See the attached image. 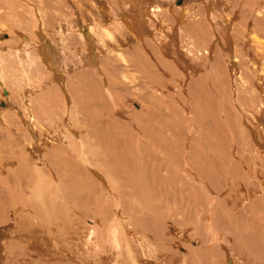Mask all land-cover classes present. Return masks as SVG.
<instances>
[{
  "label": "bare ground",
  "instance_id": "6f19581e",
  "mask_svg": "<svg viewBox=\"0 0 264 264\" xmlns=\"http://www.w3.org/2000/svg\"><path fill=\"white\" fill-rule=\"evenodd\" d=\"M9 1H13L15 4L22 7L23 9H25L24 12L26 10H28L29 13L31 14L32 20L31 19L30 20L32 21V23H27V24H30L29 29H27V30H28V32L30 31L32 33L31 34L33 36L32 42L34 43V46H31L29 49L31 51V53H30L31 62L29 63V61H28V63H29L28 64L26 61H24V57H25V55L23 54L24 45H22V43L20 42L22 34H19V37L15 38V36H17V34L14 35V32L12 30V31H10V38H8L9 39L8 41H7V39L3 40V37H0V54L1 55L3 54V57H2L3 61L1 59V62H5L6 59H4V57H10L11 58V63H8L6 61L9 65H7L6 62H5L6 65H4L3 63L0 62L1 65L3 64L5 66V67L2 66V68L6 69L7 67L11 66L10 69H12V71H13L12 67L15 66L14 68L17 69V68H19L17 66L20 65L21 66L20 71L22 70V72H24L25 74H31V76L34 73H40L41 76H42V74H45V76H47V77H45L42 80L43 82L45 81L44 84H46V81H48V80L50 82L56 81L57 84H55V86H52L49 88L53 89L56 92L58 91L61 95H60V97H54L57 95V93H58L57 92L56 95H54V96L52 95L54 98L51 96L50 97L53 99L60 98L61 99L60 101H64V107H66L65 110L69 114L70 109L74 108L75 100H76L74 98L75 96L69 95V91L71 93H73V89L75 90V86L70 84L71 82L70 83L64 82V80H63L64 78L61 77V68L60 67H61V63H64L67 61L66 59H68V58L78 59L77 57H80L79 59L81 60V63H83V66L79 67V64L76 65V67L74 68L76 70L74 72H78V71L81 72L79 74V75H82L81 78H85L86 76H90L91 84L94 87L99 88V93H100L99 95L101 96L100 99H98L96 101L93 100V102L90 103L91 105L92 104L95 105V107H96L95 110H97L96 116H92L93 115L92 109L89 110V111H92L90 113V114H92L90 116V119L98 118V119L92 120V122H94V123L91 124L92 126L90 128V132L92 133L93 137L95 136L96 139L100 137V136L96 137V135L104 134V136H105V134H106L107 136L105 138L108 139L107 140L108 146L106 145L104 148L101 145V142H99L100 139H98L97 143L99 142V147H97L98 144L96 146V148H98V151L96 150L97 151L95 154L96 156H94V158H93L91 155L87 156V154H88L87 151H89V149H87L85 142L83 140L80 141V139H79L78 142H79L80 147H77L78 148L77 151H78V154H80L79 155L80 161H82V163L85 164V169H84V167H80V165L77 161V159H78L77 155L78 154H75L76 156L75 155L71 156L72 157L71 158V157H69L70 155L67 154L66 149H64V147L59 142H56V141L52 142L51 141V143H50L49 141L45 140L44 137H45L46 132H44L43 129L39 128L40 125H42V120H40V118L38 117V115H40L39 114L40 112H38V111H40L41 109L37 108V104L39 102L37 103L36 97L34 99H31L30 103H29V106L31 107V108H29V110H32V112L34 113L33 118L29 117V115H27V112H26L27 108H25V105L24 106L20 105L19 111L21 113H19L17 111L20 114V115L18 114L19 116L17 115L16 112L10 111L11 110L10 108L13 107L12 105L13 104L17 105L18 103L13 101L14 100V96L12 95L13 90L11 89L12 87L9 86L10 85L9 82H7V81H10V79L6 80V78H8L9 73H8V75H6L7 76L6 77L4 75V73L6 71L5 72L2 71L5 69H0V85L2 86L1 100L0 101H2V99H4L6 102L4 104L1 103L0 106L3 107L6 105L9 107L8 109L5 108V109L1 110L0 114L2 117L0 118V124L1 125L3 124L2 125L3 127L6 126V127L10 128L11 130H15L13 124H17L16 126L18 128L15 130V132L16 133L19 132V133L24 135V136H18V137H20V138L25 137L26 140L28 141L29 145L32 148L31 154L33 157H31V158L34 159V157H35L36 162H37L36 163L35 161H32V163H34V162L36 163V165L33 164V166H36L35 171H34L35 176H33V178L34 177L40 178L42 176V174L44 175L45 171L47 170V169H45V167L48 168V170H50V172L51 171L58 172V170L61 168L60 166H56V164L59 165L58 163H60V162H57L55 164L57 158L54 160L52 155L49 154L50 151H49V149L46 148V146H50L51 149H53L55 151H56V149H54V148H57V150H58V151H56L57 153L59 151L62 152V154H60L61 159H62L61 161L65 160L64 162L66 163L65 165H63L64 167L67 166L69 168H72L71 164H76V165H72V166H73V168H74V166H77L78 169L75 167L76 168L75 170L80 171L81 175L78 172V174L80 175V179L82 177L84 178L83 182L81 180H79L78 182L82 187H84L83 188L84 193H82V195L86 194L85 197H86L87 201L90 200V198H91V195H90L91 191H92V193L96 194L98 192V190L100 189L101 193H100L99 200H98V197H96V195H95V198L93 197L94 200L91 198L93 203H96L97 208L95 207L94 209L97 213H99V216L100 215H106L107 216V214H109V211L111 210V206H112V205L109 206V202L104 201L105 198L103 197V195L106 196V194H107L106 197H111L112 202L114 201L113 205L115 206V208H114V210H111V211H113L112 217H114V218H113V220H110L109 222H107V224H104L105 225L104 227L102 226V223L97 222L96 220H91V221L85 220L86 222L84 221V223H87L90 225H96V226L86 228V229H88V232H86L87 234L85 235V240L83 241L86 243H84L83 247L80 245L83 249H80L79 253H77L78 251H75L76 250L75 248H70L68 250H70L71 252L70 251L66 252L64 250V248H66V246H65L63 248L60 247L61 248L60 250H63V251H60L61 252L60 253L59 249H58L59 253H56V254L61 255L59 257H63V256L65 257L66 253L69 254V252H70V254L72 253L74 255L73 257L78 261V264H91L92 262H94L95 264H153V262H155V258L158 256V253H161L163 251V250L161 251L162 248L158 249L157 247L154 246L156 244L149 245L147 241L149 240V242H150L151 241L150 239H148L147 241L144 239L142 240L141 238H139L137 231L136 232L131 231L130 228L135 229L136 227H139V229H140V227H141V226H134L133 225L134 223H131L133 225V227H131V225H130V227L128 226L129 225L128 221L131 220L132 217L127 221L128 223L126 222L122 225L121 231H119V229H118L119 227H117L115 225V219L117 218V220H119L120 212L122 214H127L129 216H132V215L136 216V218L138 220L142 216L143 218H141V219L144 220V223H145V219L147 220V222L152 219L154 223H156L158 221H162L163 219H165V218H163L164 215L163 216L161 215L162 216V218H161V216H160L161 211L160 210H157V209L154 210V208H155L154 207V208H152L153 209L152 211H149L150 207L148 208L147 204H146L147 207H145V204L143 205V201L146 200L145 199L146 195L150 194V193H148L147 189L149 188V191H151L152 188L155 187V186H153V187L151 186L154 184L152 182H151L152 184L150 185V180H149L151 175L149 174L148 169L151 165V162H147L146 163L147 165L144 167L145 159L143 162H140L141 159L138 157L139 155L138 156H136L135 154L131 155L130 153L132 151H130V150L127 151L129 153V155H128V158H126L127 154H126V152H124V150H125V148H127V146H126L127 143H126V140H122V138L120 136L121 133L118 132L119 131L118 129L120 126H121L120 128H123L125 126L129 127L132 123V125H135L134 127L141 130L140 132L145 137L146 133H144L145 131H142L143 128L145 129V127H143L142 123H141L144 119H148L150 121L148 124L149 126L152 125L151 121H154V122H157V124H160V125H158L159 127L156 125L157 128L162 129L163 122H166L167 120L168 121L174 120V125H176L175 124L176 118H177L176 119L177 122H178V118H179V121H181L180 118L181 119L185 118L184 120L186 121L185 123H187L186 125L183 123L184 120H182V122H179L183 126V128L186 127L185 131H187V133L185 132V135L183 133L184 129L182 127H181V129H178L180 127H178V128L173 127L172 126L173 122L172 123L170 122L171 123L170 126L172 127L170 130H172L173 136H172V132H169V134L171 133V136H170L169 134L168 135L164 134L166 131L162 132L160 130H159V133L156 135V137L153 136L154 134L151 135V137L153 136V139L156 140V141H154L151 138L156 143L155 144L152 142L153 148L148 147L151 150L147 149L145 147L147 143L151 144L150 140L148 142V141H142V139L140 140V137L137 138V141H138V145H137L138 151L137 152H138V154L143 155L145 152V154L150 156L151 153H156L157 151L162 152V150L163 151L168 150V148L170 147L169 144H171V143H170V140L167 139L169 137L165 138L166 136H170L171 137L170 139L174 138V136L176 138L177 133L180 131H182L183 134L181 132L180 133L182 135H184V136H180L181 135L180 134L178 136L179 139L184 137V138H182L183 140L181 143L183 146L180 144L183 147V148H181L182 150H180L179 148L174 149V146L172 147L174 149V151L176 149H178V151L180 150L181 152H179L177 154H173V153L170 154V151H167V152H169L170 157H168L166 159V161L156 159V160H153L154 162H152L153 166H155V168H157V171L151 172L152 173L151 178L153 179V182L158 181V179L159 180L164 179L165 181L169 182V184L168 183L165 184L163 182V180H161L164 185L162 186L163 189L161 187H160V189H158V191L160 190V192H159L160 195L162 194L163 196H165V197L168 196L169 198H171V196L175 197L176 196L175 192L177 193V191L174 190L175 188H173L171 190H168V189H169L170 185H174L173 183H175V185H176V183L180 184L181 181L183 182L184 181L183 174H186L187 175L186 181H188L190 185H193L195 190L198 191V193L202 194L201 191H203L204 194H206V196L203 197L204 199H202V201L207 202V204H206L207 206L205 205L208 208V210H207L208 211L207 223H208L209 231L212 232L213 236H216V238H215L216 241H218L219 237H220V241H224L225 244H228V245H226L227 247L229 246L228 250H230L232 248V250H234L235 252L238 253V256L241 259L240 262H242L243 264H253V262H252L253 260L254 261L257 260L259 262L263 261L262 264H264V258L262 257V256H264V170H263V168H264V43L262 42L263 44L260 43V45L257 43V45L255 46V49L257 48V50L252 48V46H254V45H252V46L250 45L251 41H252V43H254L253 42L254 36L257 34L256 32H258L257 29H259V26L264 28V21H260L259 19H261V18H257L261 15L262 12H264V6L261 8L258 7L260 0H245L246 3L244 4L243 9L240 13L241 14L240 15L241 21L237 24H234L235 19L237 18V16H235L236 18L234 17V15L236 13L235 10L230 12V14H229V15H231L230 20L228 17L226 18L227 23L224 25L223 31L221 30L223 32V39L222 40H220L216 36V32H215V27H216L215 23L217 24L218 22L221 21L220 14L217 11H215L217 9H214L213 12L209 11L210 13H208V15L205 14V10H204L205 6L200 4V2H202L201 0H197L196 2L197 3L199 2V4L195 3V5L190 4V2L186 3V5L187 4L191 5V6L189 5V7H188L189 12H188V10L185 11L187 8L186 9L184 8V10H182L179 13V15L176 16V19H174V14L172 12L173 10L170 9L171 4L170 5L167 4L169 2L173 3V2H175V0H135V1L134 0H124V1H121V0H104L101 3L102 6L105 5V7H107V9H109L108 14L105 13L106 15H104L106 17V19L104 20V17H101L99 20L90 21V16H92L90 14V15H88L89 16L88 22L86 21L87 18L84 14L86 12V8H88L89 5H93L92 0H83V1L82 0H69L68 4L72 8V12L70 9H67V10H69V12L72 13L71 14L72 17H69L68 14L66 13L67 11L65 10L66 12H64V13H62L63 11L61 12L62 13L61 16L58 15V18L53 17L54 19H52L51 21L46 19V16H45V11L47 10V9L45 10L46 7L44 8L40 4H35V2H36L35 0H9ZM23 1L24 2L28 1L29 2L28 6L30 4V7H28L25 3L23 4L22 3ZM191 1H195V0H191ZM204 1H206V3L207 2L211 3V1H213V0H204ZM133 2L137 3V5H133ZM142 2L146 3V6L147 7L149 6V7L146 8L145 6H143L144 4ZM10 3H12V2H10ZM140 3H142L143 5ZM31 4L34 6L37 5V7L35 6V8L33 10L31 8ZM178 5H181V3ZM234 5L239 6L240 2L235 1ZM10 6H11V4H10ZM171 6H173V5H171ZM210 6L212 7L213 5H210ZM214 7H216V6H214ZM257 7H258V9H256ZM64 8H67V6H65ZM61 9H63V8L61 7ZM90 11H92V10H90ZM206 11H208V9ZM221 11H223V10H221ZM53 12H55V11H53ZM87 12H89V11H87ZM176 12L178 14L179 9ZM186 12H188V13H186ZM57 14H59V13H57ZM92 14H94L93 16L96 15L93 12H92ZM121 14H122V19L117 20L116 16L117 17L121 16ZM221 14L223 15V13H221ZM226 16H228V14H226ZM95 17H97V16H95ZM172 18H173V20L177 21L176 23H178V24H182L184 21L186 22V23H184V27L180 28V29L185 32V28H186L185 33H186V35H188L187 37H190L189 42H191V39H192L193 44H192V47L190 46L192 48V49L190 48L191 49L190 53H192L193 59H191V61L190 62L188 61V62L191 63V66L193 67L194 76H190L189 82L187 83V87H186L187 91L183 92V94L179 93V92H175L174 94L170 95L171 109H169V110L170 111L172 110V112L168 111L169 113H167V114L165 113L164 116H166L167 118H169L170 116L171 117L169 119H166V120L162 119L165 121H161L162 122L161 123L160 118H159L161 116L159 109L163 110V107L156 105L157 108H159V109H157V108H155V105H154L155 102H156V104H158L157 97H156V94L154 92L155 86L158 85L157 86L158 91L162 90L163 86H164L161 83V81L163 80V78H162L163 74L160 73V71L168 74L166 76H169L170 73L172 72V70H170V68L171 67L174 68L173 71L176 69V67L170 65L172 62L176 63L179 66V68H181V69H184L185 68L184 65L186 66V63H188V62H186L187 57L185 58L181 53H179V51L176 52L175 46H177V44L180 45V42L177 43L176 41H178V38H180V40H181V36H184V38L186 36L184 33H183L184 35L181 33L180 34L176 33L177 31H175V27H173ZM207 18H208V21L211 22V24H208L209 22L207 23V20H206ZM27 20H29V19H27ZM59 21H60V24H59ZM64 21H66V22H64ZM32 24H33V26H31ZM218 24H217V26H218ZM112 25L114 26V28L112 27V29H110ZM80 26L85 31H88V34L83 33V34H80V37H78V34H76V32L75 33L73 32L74 30L77 29V27H80ZM44 27L47 28L48 31H50L49 35L46 37H44L42 35L43 34L42 31L45 29ZM192 28H193V31H191ZM224 28H225V30H224ZM164 29H166L168 31V33L166 34L167 37H165L164 39H161L163 37V36H161V32ZM111 30H115L114 35L111 33ZM230 30L232 31V33L230 32ZM72 32H73V34H72ZM187 32L189 34H187ZM218 32H220V31H218ZM2 33L3 32H0V34H1L0 36H2ZM163 33H165V32H163ZM217 34H220V33H217ZM59 35L66 37L65 40H63L65 43L64 45H62L61 42L59 43V41H57L58 40L57 36H59ZM47 38L56 39V40L51 39V41L53 42L51 44L52 47L51 46H49V47L45 46ZM149 38H152V39L147 40ZM258 39H259V37H258ZM96 40L98 41V43H96ZM259 41H260V39H259ZM155 43H156V46L158 45V47L160 48L161 53L163 52L162 56L159 53V51L156 48H154ZM48 45H50V44H48ZM239 45L242 47V49H246L245 51L248 52L247 56H245V57L249 56V58H250V55H251L250 50L251 49H252V51L255 50L253 53V57H255L257 59V60L256 59L254 60V61H256V63H253L251 61L252 55H251L250 60L247 59V60L251 61L253 64H255V67L253 66L252 71H251V68L250 69L248 68V66L250 64H248V63L245 64V62L247 60H245L243 63V57L244 56H242V54L240 53L242 51L240 49H238ZM62 46H65L67 48V49L65 48L66 51L64 50V48ZM161 46H162V48H161ZM80 47L83 48V51L81 50ZM86 47H88L89 49H86ZM125 47H128V49L122 50ZM53 48H54V50H53ZM180 48L181 47H179V49ZM249 48H250V50H249ZM87 50H89V54L92 52H95V50H100L101 55L103 54L102 56H104V54H106L107 52L109 54H111V53L113 54L115 52H116V54L119 53L118 56L121 57L123 55L124 57L122 58V60L124 61V63H126V66L122 67L123 70L127 73H130V72L139 73V75H136V76L132 75L131 77L129 76L130 74L127 77H126L127 74L122 76V77H125L128 82L134 83V86L137 88L136 90H139L140 92H142L141 94L138 95V97L140 98V102L144 106L142 104H140V106H139L133 100H131L129 102V107L131 106V103H133V106L136 105V106H134L136 109H138V110L144 109V112H141L142 114H138V115L134 116L133 121L128 120L130 122L126 123L123 120L125 123H121L120 120L117 119V117H116L115 119H112V122L109 123V122L103 121L101 119V115H103L102 117L105 116V118H107V117H109V114L111 112V110H109V108L106 105V103L107 104L109 103L108 100L111 102H114L115 105L121 106V108L126 107V105H124L122 102H120L119 104L117 103L115 95L113 94L114 93L113 89H114V91L116 90L115 86L118 87V91H116V92H119V88H122L121 91L123 92V90H124V92H125V93L123 92L124 94H129L130 90L127 88V86H119L121 83H119L118 85L113 84V79L111 78L112 76L110 75V71L107 70V66H109V65L106 64L107 61H110V63L113 62L112 61V58H113L112 55H110L109 58L106 59V61H104L105 59L102 60L104 62H101L99 65H97V67L95 65L96 68L85 69V66L87 65V63L89 64V62L85 63L87 60L86 56H85L87 53ZM100 51H99V53H100ZM193 51H194V53H193ZM174 52H176V53L174 54ZM171 53H173L174 55H172ZM48 54H51L49 60H48ZM125 54H128L129 56L126 57ZM169 54H171L172 55L171 57L173 58V61L171 63H168L170 61L165 62L163 59H161V57H163V55L167 56ZM94 55H97V53ZM94 55H92V57ZM203 55H205V58L203 57ZM243 55H245V54H243ZM54 57H55V59H54ZM202 57L204 59H206L205 62H207V63H205V67H206L205 70L206 71H205L204 75L202 73H200L199 76L197 77L196 73L200 71V66H201L200 62H198V61L203 60ZM221 57H223L225 59V60H222L223 62H225L224 66H223L224 63L221 64V62H222ZM42 59H44V62L42 61ZM94 60L95 59H93V61ZM50 61L53 63H50ZM203 61H201V63ZM9 62H10V60H9ZM183 62L184 63L186 62V63L183 64ZM251 62H249V63H251ZM14 63L17 65H15ZM252 63H251V67H252ZM13 64H14V66H13ZM56 64H58V65L55 66ZM68 64L69 63H67V65ZM70 64H71V62H70ZM164 64L166 66H164ZM220 64L222 65V67ZM246 65H247V67H246ZM30 66H31V68H30ZM167 66H168V68H167ZM244 68H245V70H244ZM16 69H14V71H16ZM6 70L10 71L9 69H6ZM64 70H65V67H63V69H62L63 73H65ZM176 71H178V70H176ZM244 71L247 74V76L245 75ZM19 72H17V73L19 74ZM253 73L257 74V75L254 74V76H256L255 78H257V80L255 79V82H252L253 79H251V76L253 75ZM10 74H13V73H11V71H10ZM13 75L15 76L16 72ZM14 76H12V77L15 78ZM91 76L93 79L91 78ZM254 76H252V77L254 78ZM205 77H206V80L210 81V85H211L210 88L207 89V90H209V94L210 95L212 94V97H210V101L212 104L210 106H208V104H210V103H208L209 97H206L208 91L206 90L207 86L205 87L206 84H204V83H206ZM81 78H80V80H82ZM17 79H19V81H20L21 77L18 76ZM17 79L11 78L10 82H14ZM129 79H130V81H129ZM191 80H195V81L191 82ZM246 80H248V81H246ZM83 81H84V79H83ZM83 81L78 82V84L83 83ZM162 82H164V80ZM174 82H176V81L174 80ZM87 83H88L87 85H89V82H87ZM177 83H178V81L176 82V84ZM14 84H16V83H14ZM41 85L43 86V83H41ZM47 85L48 84H46V86ZM129 85H130V83H129ZM178 85L181 86V83H179ZM134 86H132V87H134ZM208 86H209V84H208ZM177 88L178 87H176V90H177ZM26 90H27V92L30 93L29 88H27ZM84 90H86V88ZM90 90H92V89H90ZM76 92H77V90H76ZM50 93L53 94L54 92H50ZM59 93H58V95H59ZM96 93H98L97 90H96ZM47 95H50V94H44L43 93V94L39 95V97L41 96V99L47 98L50 100L51 98ZM146 96L149 97L151 100H148L146 98ZM183 96L187 97V98H184ZM27 97H32V95L27 94ZM39 97H38V99H39ZM85 97H83V99H82L80 96V98L83 101H84ZM95 97H97V96H95ZM105 98H106V100H105ZM47 99L45 101H43V103H45V107L43 108L44 111L47 110V109L45 110V108L47 106L46 105ZM102 99L104 101V104L101 101ZM25 100H27V99H25ZM163 100L160 102H161V104H163L162 106H165L164 105L165 100H164V103H163ZM50 101L52 103L53 100H50ZM137 101H139V100H137ZM143 101H146L148 106H149V109H148L146 114H145L146 109H147L146 103ZM21 102H22V100H21ZM84 103L85 102H83V104ZM21 104H23V103H21ZM38 105L40 106V104H38ZM42 105L43 104H41V106ZM85 105H87V104H85ZM172 105H174V106H172ZM49 106H50V103H48L47 108ZM60 107H62V106H60ZM95 107H93V109ZM127 108H128V106H127ZM37 109H39V110H37ZM79 109H82V108L79 107ZM49 110L50 109L48 108V111ZM55 110H57V109H55ZM82 110H84V109H82ZM42 112L43 111H41V114L44 113V112L43 113ZM81 112H83V111H81ZM47 113H49V112H47ZM161 113H162L161 117L164 118L163 112H161ZM178 113H180L181 116H179ZM49 114L52 116V113H49ZM143 114H145V116ZM169 114H170V116H169ZM173 114L174 115L176 114L178 116H174ZM53 115H54V113H53ZM136 116H138V117H136ZM157 116L159 119L158 118L156 119ZM174 117H176V118H174ZM49 118H51V117H49ZM100 121L104 122L105 124H109V125H107L106 127H104L105 126L104 125L102 127V125H100ZM137 121H139L140 124H138ZM168 121H167V123H169ZM71 122L72 121L67 116V118L63 121V123H64L63 125L64 126H73V124ZM101 124H103V123H101ZM165 124L166 123H164V125ZM177 125H179V124L177 123ZM181 125H179V126H181ZM114 126L118 127V129H116L117 132L115 131ZM166 126H167V124H166ZM153 127H155V124H153ZM69 128H71V127H69ZM173 128L175 131H173ZM175 128L178 130H176ZM59 129H62V128L60 127V128H58L57 131H55V132H57V135H58ZM165 130H168V129L166 128ZM46 131H48V133H50L53 130L49 129ZM70 131L73 132V129H71ZM151 134H152V132H151ZM70 135H71V133H70ZM74 135H76V133ZM164 135H166V136H164ZM12 136H15V135H12ZM124 137H125V135H124ZM35 138H36V140H35ZM67 138H69V136ZM224 138L226 139V141H228L227 144H226V141ZM75 139H77V137ZM130 139H131V136H130ZM177 139H172L171 142L173 140H175V141H177L176 144L179 145V141L181 142V139L180 140L178 139L179 141ZM22 140L26 141L24 139H22ZM110 140H111V142H110ZM175 141L172 142L173 145L175 144ZM164 142H165V144H164ZM17 143H19V142L16 141V144ZM110 143H112V144H110ZM135 143H136V141L134 142V145H135ZM103 144H106V143H103ZM152 144L150 146H152ZM176 144H175V146H177ZM165 145H166V147H168V146L169 147L165 149V147H164ZM18 146H20L21 147L20 149L23 150L21 143ZM100 146H102L104 151L101 149ZM130 147H132V146H130ZM162 148H164V149H162ZM235 148H237L236 150H238V152L235 150L233 153V150ZM133 149L134 148L132 147V150ZM21 150H19V151L22 154L18 152L19 154H21L20 158L23 159V161L26 160L25 161L26 163L29 160L28 164L30 165L31 160L29 158H28V160H27V158H25V157L29 156V154H26L29 152H26L24 154V152H22ZM53 150H51V151L54 152ZM147 150H149V151H147ZM39 151L44 152V153L46 152L45 155L42 156V158L39 157L37 154V152H39ZM111 151H113L115 153L117 152L119 155L118 156L117 155L115 156V154L112 155L113 152H111ZM133 151H135V150H133ZM239 151H240V156H239ZM107 152L108 153L111 152L110 153L111 155L110 154L108 155ZM57 153H55V154H57ZM246 153H248V154L251 153L249 155L251 157H250V159H249V157L247 158V162L250 163V165H252V168H253V166L254 167L256 166L254 169L251 168L252 171L248 167L249 164H246L247 163L246 158H245V157H247V156H245V155H247ZM253 153H254V156H253ZM48 154L51 156H47ZM97 154L103 156V160H105L104 163H101L102 161L99 160V158L97 157ZM234 154H236V155H234ZM14 155H17V153ZM21 156H23V157H21ZM44 156L47 158L46 160H45ZM49 157H51V158H49ZM57 157H58V155H57ZM76 157H77V159H76ZM15 158H18V157H15ZM95 158H98V160H94ZM142 159H143V157H142ZM37 160H42L44 165L39 163ZM53 160L55 162H53ZM58 160H60V158H58ZM21 162H22V160L20 161V164H22V165H19L20 169H18V168L16 169V170H18V173L23 171L24 170L23 167H25V166H23L25 164V162L24 163H21ZM139 162H140V164H139ZM89 163H91V164H89ZM84 164H83V166H84ZM102 164H103V166H102ZM29 165L26 164V168H25L26 172L23 171V172L27 173V175H28V172L31 171L29 169V167H31V165L30 166ZM92 165H94L95 167L93 168ZM107 165H110V167H113V168H117L116 173L111 172L112 175H110L111 173H108V175H107L106 170L104 169V166L107 167V169L109 168V166H107ZM174 165H176V166H174ZM175 168H177L178 170L176 172H173L174 170H176ZM97 169L100 171V172L98 171L99 173L106 175V176L104 175L105 178L103 176H101L98 172H96ZM0 170H2V169H0ZM163 170L165 171L164 175L162 174ZM67 171H68V169H67ZM231 171L234 172L235 174H232ZM0 172H2V171H0ZM31 172L33 173V171H31ZM92 172H93V174H92ZM236 172H238V173H236ZM3 173H4V171H3ZM21 174H23V173L21 172ZM52 174H54V173H52ZM215 174L216 175L223 174V176L222 175L221 176H222V178L223 177L224 178L223 179L221 178V180H223V181L225 180V182H223V183L224 184L226 183L227 185L232 183L231 188L236 189L237 186L241 187L242 184L245 185V187L243 189H245V191H246V197L245 198H243L241 195H239V198H238L239 202L237 200H234V201H229L225 205H222L224 211L220 212L219 214H217V213L214 214L211 212L212 207L214 206V203H217V202L213 201V197H211V194L213 196V192H211L210 188H209V185H211V186L214 185L213 180L215 182V179H217V178L214 179ZM242 174H243V177H242ZM24 175H26V174H24ZM24 175H22V176L25 177ZM30 175H33V174H30ZM30 175H28V176L30 177ZM56 175H57V173H56ZM59 175L61 176V174H59ZM249 175H250L251 180L246 178V176H249ZM93 176L96 177L99 184H101L104 188H102V186H97L98 184L95 185L94 188L91 187L90 183H92L91 180H93V178H94ZM51 177H53V176H51ZM217 177L219 178L220 176H217ZM45 179H47V178H45ZM217 180L218 181H216L215 183H217V184H219V182L222 183V181H219L220 178ZM28 181H27V183H28ZM161 181H159V183ZM194 181L199 184V186H200L199 188H201V190L195 186L196 184H194ZM37 182H39L40 190L46 189L48 183H45L44 180L43 181L37 180ZM53 182H55L54 179H53ZM115 182H117V184ZM3 183L4 182H2V185H3ZM221 183H220V185H221ZM110 185L113 186V188L114 187L118 188L119 193H116V191ZM155 185H156V182H155ZM183 185L184 184H182V186ZM26 186H27V184H26ZM29 187H31V186H29ZM48 187L52 188V189L55 188L57 190L60 189L59 185L56 186L55 184H51ZM242 187L239 189H242ZM194 188L193 189L191 187L189 188V189H191L190 190L192 192L191 195H193V196L197 193V192L195 193ZM26 189L27 188H25V190ZM89 189H91L90 192H89ZM131 189H132V191H131ZM189 189H188V191H189ZM25 190H24V192L22 190V192L24 194H27V193H25ZM42 191H40V193H39L41 196L40 198L47 201V199L45 198V196H48L47 194L45 195V192L47 190L44 191L43 193H42ZM232 191H234V190H232ZM4 192H6V191H4ZM57 192L58 191H55L54 193H57ZM33 193H34V191H33ZM154 194H152V195L150 194V195L153 197ZM14 195H16V194L14 193ZM148 195H147L148 200H149V198L150 199L154 198L153 201H155V197L152 198L151 196L149 197ZM155 195L157 198V194H155ZM182 195H184V194H182ZM191 195L188 194V197H191ZM59 196H61V195L55 194L53 196L54 202L52 201L51 205L48 204V201H47V203L44 202V209H45V211H49V210H47L48 206H49V207H51V209H54L55 211H57L56 215H55L56 217H59V216L62 217L63 216L65 219V216H66L65 210L60 209V208H62L61 206H58V204H60V202L58 203L56 201ZM125 196H126L127 200H125ZM0 197L3 199L5 197V195L2 194V196L0 195ZM7 199H8V201H7ZM7 199H4V201H6V202H3V200H0V202H1L0 203V223L2 221L4 222V219H6V217H7L8 213L6 214V212H7L6 209L10 208V209H13V213L16 214V217H17L16 219L19 221V223H21V221H22L21 225L27 226V228H22L21 230H17V233L19 232V234L25 235V237H27V233H29L30 236H32L31 234H34V233L42 234L41 231L36 230L33 227V225H31V223H29V221H26L27 219L25 217L21 218V216L18 215L21 219L25 220V221H23L17 216V213L19 210L17 209L18 207H16L17 206L16 205L17 200H15L16 198L10 199L8 196ZM49 199H50L49 202L51 203V198H49ZM218 199H221V198L218 197ZM222 199L225 200V197ZM148 200H146V201H148ZM157 200H159V198ZM167 200H169V199H167ZM60 201H62L64 203V199H62ZM131 201L133 204H131ZM226 201H227V198H226ZM226 201H225V203H226ZM18 202H19V197H18ZM32 202H34V200ZM32 202H30L29 200L28 201L26 200L25 204L27 205L28 208H29V205H31V207H32V205L36 207L37 212H38L37 216L40 215L39 218L41 219V221H45L46 219L50 220V218L48 216L49 213L47 214L43 210L44 211L43 215L39 214L42 212L41 207L39 208V206L36 204L37 202L36 203H32ZM97 203H102V204H97ZM145 203H147V202H145ZM161 203H163V202H161ZM193 203H195V202H193ZM243 203L246 204L245 208H243V206H244ZM158 204H160V203H158ZM155 205H156V203H155ZM165 206L167 207L168 205L166 204ZM205 206H199V207L203 208ZM159 207H160V205H159ZM199 209H198V211H199ZM107 210H108V212H107ZM230 210H233V212H230L231 214H229ZM162 213H164L163 210H162ZM62 214H64V215H62ZM121 216H125V215H121ZM101 217H103V216H101ZM9 221H10V219H9ZM58 221H59V219H58ZM153 222L151 221V223H152L151 225L145 223V227H148L149 225H150L149 228L153 227V228H151V230L147 229V228H146V230L152 234L157 233V237H160L161 235L158 234V228L157 227H156L157 232L155 231L156 233H153L154 232L153 230L155 228L154 227L155 225L153 224ZM162 222H165V221L163 220ZM144 223L142 222V224H144ZM219 223H222L226 227L225 229H228L229 232L233 233L230 238H228L227 235H226L227 237L224 235H223V237L220 236L221 229L218 228V226L220 225ZM146 224H147V226H146ZM217 224H218V226H217ZM58 228L59 227H57L56 229H58ZM143 228L141 227L142 230H143ZM156 228H155V230H156ZM159 228H160V226H159ZM232 228H236V229L233 230ZM23 229H26V230L29 229V230L25 231ZM193 229L196 231L198 228L194 226ZM191 230H192V228L190 227V231L188 230L187 233L192 232ZM198 230H200V229H198ZM231 230H233L235 232H233ZM247 230H249V231H247ZM25 232H27V233H25ZM142 232L145 233L144 231H142ZM103 233L105 235H107V237L105 236L106 240L102 241V243H101L100 240H102L104 238L101 239L98 237V235L103 236ZM143 233H142L141 237L146 239L147 235H145V237H144ZM206 233H204V236ZM62 234H63V232H62ZM125 234L127 237L129 236L128 238L132 239L131 241L133 243L131 242V245L129 243L130 240H128L127 238L125 239L126 236H123ZM197 234H200V233L197 232ZM12 235H14V234H12ZM119 235H122L121 238H119L120 237ZM162 235H163V233H162ZM164 236H165V238H167L165 234H164ZM122 237H124V238H122ZM206 237L207 236H205V238ZM205 238H203L204 242H205V240H204ZM20 239H22V238L20 237ZM33 239H35V238H33ZM120 239H122L123 241L124 240L127 241V244L124 247H122V246L126 242H123V243L120 242L121 243L120 244L119 243ZM207 239H208V241L206 244H208V249L206 251L205 250L200 251L201 249H199V250L194 249L193 250L189 247H187V248L182 247V249L184 250V253L178 252L176 250V252H177L176 254L178 257L177 260L179 259L180 263H177V260L174 263L190 264V261L193 259L192 257L198 258L199 256L206 255V253H208L212 249L214 250V248H216L217 246L214 247L215 245H213V247H211L212 242L210 243V241H213V240H210L211 238H207ZM71 243H73V242H71ZM12 244H14V243H12ZM41 244H42V242H41ZM151 244H153V243H151ZM206 244H205V246H207ZM102 245H103V247H105L107 249V251H106V249L104 250L103 248H101ZM222 245L223 244H221V246ZM51 246H53V245H51ZM119 246H121V247H119ZM230 246H231V248H230ZM15 247H16V245H15ZM134 247H136V248H134ZM11 249H12V251H14L13 250L14 246L12 248V245H11ZM34 249H36V248L34 247ZM55 249L56 248H53V250H55ZM77 249H79V248H77ZM222 249L225 251L226 250L225 246H223ZM37 250L38 249H36V251ZM1 252H2V250H0V264L2 263L1 260L4 259V257L1 256ZM38 252H39V250H38ZM42 252L44 253V251H42ZM50 252H52L51 249H50ZM121 252L124 253L125 256L123 258H118L120 255L117 257V254L121 253ZM213 252L214 251H212L210 254H212ZM52 253H54V252H52ZM63 253H64V255H63ZM176 254H175V256H176ZM261 254H263V255L261 256ZM227 255L228 254L225 253L226 259L228 258ZM161 256H163V255H161ZM164 256H166V255H164ZM171 256L168 255L167 257L172 258ZM250 256L253 259H250L251 258ZM10 258H9V260H10ZM190 258H192V259L190 260ZM173 259H174V256H173ZM173 259L172 260L169 259V260L173 261ZM212 259L215 260L216 259L215 256L212 257ZM167 261H168V259H167ZM221 261L222 262H220V263L222 264L224 261L223 260H221ZM250 261H251V263H249ZM211 262L213 263L214 261H210V263ZM2 264H4V262ZM66 264H71V263L67 262ZM157 264H161V263H157ZM164 264H166V262H164ZM169 264H171V263H169ZM199 264H201V263H199ZM214 264H218V262L214 263ZM256 264H260V263H256Z\"/></svg>",
  "mask_w": 264,
  "mask_h": 264
},
{
  "label": "rangeland",
  "instance_id": "374dc122",
  "mask_svg": "<svg viewBox=\"0 0 264 264\" xmlns=\"http://www.w3.org/2000/svg\"><path fill=\"white\" fill-rule=\"evenodd\" d=\"M2 1V2H1ZM36 2H35V4H40V5H42L44 8H45V16H46V19L47 20H49V21H51L52 19H54L53 17H55V18H58V15H62V13H64V12H66L67 14H68V16L69 17H72V8L69 6V4H68V1L69 0H35ZM83 1V0H82ZM101 1V2H100ZM104 0H92V4L94 5H89V7L88 8H86V12H85V16H86V21L88 22V18H89V16L88 15H92V16H90V21H92V20H99L101 17H104V20L106 19V17L104 16V15H106V14H108V12H109V9H107V7H105V5L104 6H102V2H103ZM121 1H124V0H121ZM135 1V0H134ZM177 1H181V5H178L177 4ZM197 0H195V1H187V0H175V2H173V3H167V4H171V5H173V6H171L170 5V9L171 10H173L172 12H173V14H174V19H176V16H178L179 15V13L182 11V10H184V8L186 9L185 11H187L188 10V12H189V5L190 4H194L195 5V3H197L196 2ZM202 2H200V4L201 5H203V6H205V14H207L208 15V13H210V12H213L214 11V9H217V10H215V11H217L219 14H220V17H221V21L220 22H218L217 24H218V26H217V24L215 23V25H216V27H215V32H216V36L220 39V40H222L223 39V27H224V25L227 23L226 21V18L228 17L229 18V20H230V17H231V15H229L230 14V12H232L233 10H235V15H234V17L235 16H237V18L235 19V22H234V24H237V23H239L241 20H240V13H241V11H242V9H243V6H244V4L246 3V1L245 0H213V1H211V3L210 2H207L206 3V1H204V0H201ZM227 1V2H226ZM235 1H239L240 2V5L239 6H236V5H234V2ZM10 2H12V3H10ZM61 2V3H60ZM188 2H190V4H187L186 5V3H188ZM192 2V3H191ZM23 4L25 3L27 6H28V1H23L22 2ZM63 3V4H62ZM91 3V2H90ZM144 5H143V4ZM142 3H140V4H142L143 6H145L146 8H148L147 6H146V3H144V2H142ZM213 5L212 7L209 5ZM228 3V4H227ZM10 4H11V6H10ZM180 4V3H179ZM197 4H199V2L197 3ZM196 4V5H197ZM208 4V5H207ZM233 4V5H232ZM6 5V6H5ZM64 5V6H63ZM133 5H137V3H135V2H133ZM36 7H37V5H35ZM35 6L34 5H32L31 4V8L34 10V8H35ZM49 6V7H48ZM65 6H67V8H64ZM142 6V7H143ZM191 6V5H190ZM214 6H216V7H214ZM264 6V0H260V3H259V5H258V7L259 8H261V7H263ZM28 7H30V4H29V6ZM61 7L63 8V9H61ZM91 7V8H90ZM94 9H93V8ZM258 7L256 8V9H258ZM105 8V9H104ZM182 8V9H181ZM233 8V9H232ZM238 8V9H237ZM67 9H70L71 10V12H69V10H67ZM98 9V10H97ZM107 9V10H106ZM178 9H179V12H178V14H177V12L176 11H178ZM208 9V11H206ZM211 9V10H210ZM223 10V11H221V10ZM24 10L25 9H23L22 7H20V6H18L17 4H15L13 1H7V0H0V32H3L2 33V36H0V37H3V40H5V39H7V41L9 40L8 38H10V31H12L13 30V32H14V35H16L17 34V36H15V38L16 37H19V34H22V37H21V39H20V42L22 43V45H24V48H23V50H24V52H23V54L25 55V57H24V61H26L27 63H28V61H29V63L31 62V60H30V53H31V51L29 50L30 49V47L31 46H34V43L32 42L33 40V36L31 35L32 33L29 31L28 32V30L27 29H29V25L30 24H27V23H32V17H31V14L29 13V11L28 10H26L25 12H24ZM66 10V11H65ZM90 10H92V11H90ZM94 10V11H93ZM53 11H55V12H53ZM60 11V12H59ZM63 11V12H62ZM87 11H89V12H87ZM210 11V12H209ZM221 11V12H220ZM62 12V13H61ZM92 12L93 13H95L96 15L95 16H97V17H95V16H93L94 14H92ZM188 12H186V13H188ZM57 13H59V14H57ZM106 13V14H105ZM221 13H223V15L221 14ZM53 14V15H52ZM212 14V13H211ZM226 14H228V16H226ZM55 15V16H54ZM120 15V14H119ZM59 16V17H60ZM169 16V15H168ZM93 17V18H92ZM164 17V16H163ZM92 18V19H91ZM116 18H117V20H121L122 19V14H121V16H116ZM186 18V17H185ZM224 18V19H223ZM257 18H261V19H259L260 21H264V12H262L261 13V15L259 16V17H257ZM27 19H29V20H27ZM31 19V20H30ZM66 20V19H65ZM207 20V23L208 24H211V22L210 21H208V18L206 19ZM29 21V22H28ZM172 21H173V27H175V31H177L176 33H181V34H185V38H184V36H181V40H180V38H178V41H176L177 43L178 42H180V45L179 44H177V46H175L176 47V52H178L179 51V53H181L185 58L187 57V60H186V62H190L191 61V59H193L192 58V53H190V50L192 49L191 47H192V39H191V42H189L190 41V37H187L188 35H186V28H185V32L183 31V30H181L180 28H183L184 27V23H186L185 21L182 23V24H178V23H176L177 21H175V20H173V18H172ZM64 22H66V21H64ZM175 22V23H174ZM25 23V24H24ZM59 24H60V21H59ZM104 24V23H103ZM114 24V23H113ZM31 26H33V24L31 25ZM105 26V25H104ZM103 26V27H104ZM180 26V27H179ZM112 27L114 28V26L112 25L111 26V28L110 29H112ZM45 28V27H44ZM227 28V27H226ZM6 29V30H5ZM76 29V28H75ZM177 29V30H176ZM264 28H262L261 26H259V29H257V31L258 32H256L257 34L254 36V40H253V42L254 43H252V41L250 42V45L252 46V45H254V46H252V48L253 49H255V46L257 45V43L260 45V43L261 44H263L264 43V30H263ZM189 30V29H188ZM222 30V31H221ZM224 30H225V28H224ZM263 30V31H262ZM191 31H193V28H192V30ZM218 31H220V32H218ZM43 36L44 37H46V36H48L49 35V32L50 31H48L47 30V28H45L43 31ZM74 33L76 32V34H78V37H80V34H83V33H85V34H88V31H85L84 29H82V27L80 26V27H77V29L76 30H74L73 31ZM73 32H72V34H73ZM115 30H111V33L114 35L115 33ZM163 32H165V33H163ZM230 32L232 33V31L230 30ZM262 32V33H261ZM168 33V31L166 30V29H164L162 32H161V36H163L161 39H164L165 37H167L166 36V34ZM217 33H220V34H217ZM183 34V35H184ZM187 34H189L188 32H187ZM1 35V34H0ZM64 39H63V38ZM258 37H259V39H260V41H259V39H258ZM65 36H62V35H59V36H57V41H59V43L61 42V44L62 45H64L65 43H64V41L63 40H65ZM256 38V39H255ZM37 39V38H36ZM51 39L52 38H47L46 39V45L45 46H47V47H49V46H51V44L53 43L52 41H51ZM150 39H152V38H149V39H147V40H150ZM184 39V40H183ZM187 39V40H186ZM52 40H56V39H52ZM152 41V40H151ZM209 41V40H208ZM256 42V43H255ZM263 42V43H262ZM80 43V42H79ZM96 43H98V41L96 40ZM154 43V42H153ZM187 43V44H186ZM48 44H50V45H48ZM175 45V44H174ZM184 47H183V46ZM81 46V45H80ZM191 46V47H190ZM52 47V46H51ZM63 48H64V50L66 51V47L65 46H62ZM158 45L156 46V43H155V47L154 48H156L158 51H159V53L161 54V56H162V54H163V52L161 53V50H160V48L158 47ZM179 47H181L180 49H179ZM66 48V49H65ZM81 48V50L83 51V48L82 47H80ZM161 48H162V46H161ZM191 48V49H190ZM49 49V48H48ZM86 49H89L88 47H86ZM125 49H128V47H125L124 49H122V50H125ZM238 49H240L242 52H240L241 54H242V56H244L243 57V63H244V61L245 60H247V59H249L250 60V58H251V55H252V58H251V61L253 62V63H256V61H254L256 58L255 57H253V53H254V51L255 50H257V48L255 49V50H253L252 51V49L250 50V48H249V50H250V53H251V55H250V58H249V56L248 57H245V56H247V54H248V52H246L245 50L246 49H242V47L239 45V47H238ZM53 50H54V48H53ZM181 50V51H180ZM183 50V51H182ZM34 51V50H33ZM99 51L100 50H95V52H92V53H90L89 54V50H87V53H86V62L85 63H87V62H89V64L87 63V65L85 66V69H91V68H96L97 67V65H99L101 62H104V61H106V59H108L109 58V56L110 55H112L113 56V58H112V61L113 62H111L110 63V61H107L106 62V64H108L109 66H107V70H109L110 71V75L112 76L111 78L113 79V84H115V85H118L119 83H121L119 86H127V88L130 90V93L129 94H124L125 92H124V90H123V92L121 91V89L122 88H119V92H116V91H118V87L117 86H115L116 88V90L114 91V89H113V94L115 95V98H116V101H117V103L119 104L120 102H122L124 105H126V107H124V108H121V106H118V105H115L114 104V102H111V101H109L108 100V104L106 103V105H107V107L109 108V110H111V112H110V114H109V117H107V118H105V116L104 117H102L103 115H101V119L103 120V121H107V122H112V119H115L116 117H117V119H119L120 120V122L121 123H129L131 120L133 121V119H134V116L135 115H138V114H142L141 112H144V109H140V110H138V109H136L134 106H133V103H131V108L129 107V102L131 101V100H133L135 103H137L139 106H140V104H142L141 102H140V98L138 97V95L139 94H141L142 92H140L139 90H136L137 88L134 86V83H132V82H128L127 81V79L125 78V77H122L123 75H126V77L129 75L130 77L132 76V75H139V73H135V72H130V73H127V72H125L124 70H123V68L122 67H124V66H126V63H124V61L122 60V58L124 57L123 55L120 57V56H118L119 55V53H117L116 54V52L115 53H111V54H109L108 52L106 53V54H104V56H102L101 55V51H100V53H99ZM150 51V50H149ZM151 52V51H150ZM157 52V51H156ZM176 52H174V54L176 53ZM53 53V52H52ZM65 53V52H64ZM85 53V52H84ZM97 53V55H94V54H96ZM121 53V52H120ZM158 53V52H157ZM193 53H194V51H193ZM88 54V55H87ZM172 55H174L173 53H171ZM171 54H169V55H167V56H164L163 55V57H161V59H163L165 62H167V61H170V62H168V63H171L172 61H173V58L171 57L172 55ZM243 54H245V55H243ZM29 55V56H28ZM92 55H94L93 57H92ZM101 55V56H100ZM50 56H51V54H48V60H49V58H50ZM125 56L126 57H128L129 55L128 54H125ZM2 57H3V54L1 55L0 54V62H1V59H2ZM43 57V56H42ZM172 59H171V58ZM203 57L205 58V55H203ZM202 57V58H203ZM78 59H76V58H68V59H66L67 61L66 62H64V63H61V77H63L64 79V82L65 83H70V84H72L73 86H75V90L73 89V93H71L70 91H69V95H73V96H75L74 98L76 99L75 100V106H74V108H72V109H70V112H69V114L66 112V107H64V101H60L61 99L60 98H56V99H53L54 97H60V93H59V95H58V93L56 92V91H54L53 89H50L49 87H52V86H55V84H57L56 83V81H46V84H48L47 86H46V84H44L45 83V81L43 82L42 80L45 78V77H47V76H45V74H42V76H41V74L40 73H34L32 76H31V74H25L24 72H22V70L20 71V65H18L17 67H19V68H14L15 66H14V64H13V66L14 67H12L13 68V71H12V69H10L11 68V66L10 67H7L6 69H9L10 71H11V73H15L16 72V75L14 76L13 74H10V71H8V70H6L5 68H2V66H4V65H9L8 63H11V58L10 57H4V59H6L5 60V62H6V64H5V62H1V63H3L2 65L0 64V69H5V70H2V71H6L5 73H4V75L6 76V75H8V73H9V75H8V78H6V80L8 79H10V81H11V78L12 79H17V77L18 76H20L21 77V80L19 81V79H17V80H15L14 82H10V81H7V82H9V86H11L10 88L13 90L12 91V95L14 96V102H16V103H18L17 105L16 104H13L12 106V108H10L11 110V112H16L17 113V115L19 114V113H21L20 111H19V107H20V105H25V108H27L26 110V112H27V115H29V117H34V113L32 112V110H29V108H31L30 106H29V103H30V100L31 99H34L35 97L37 98V103L38 104H40V106L37 104V108H39V109H41L40 111H38V112H40L39 114L40 115H38V117L40 118V120H42V125H40V129H43L44 130V132H46L45 133V140H47V141H49L50 143H51V141L53 142V141H56V142H59L63 147H64V149H66V151H67V154H69L70 156L69 157H71V156H73V155H75V154H78V148L77 147H80L79 146V142H78V140L80 139V141L81 140H83L84 142H85V144H86V147H87V149H89V151H87L88 152V154H87V156L89 155H91L93 158H94V156H96L95 154H96V152L98 151V148H96V146H97V144H98V146L97 147H99V142H101V145L105 148V146L107 145V143H108V139L107 138H105L107 135L105 134V136H104V134H100V135H96V137L97 136H100L99 138H95V136L93 137V135H92V133L90 132V128H91V124H93L94 122H92V120L93 119H98V118H93V119H90V116L92 115V116H96V114H97V110H95L96 109V107H95V105H91L90 103L91 102H93V100L94 101H96V100H98V99H100V93H99V88L98 87H94L92 84H91V81H90V76H86L85 78H81L82 77V75H79L81 72H74L76 69H74L75 67H76V65H78L79 64V67H81V66H83V63H81V60L79 59L80 57H77ZM203 58V60H200V61H198V62H200V71L199 72H197L196 74H197V77L199 76V74L200 73H202L203 75H204V73H205V63H207V62H205V60L206 59H204ZM54 59H55V57H54ZM92 59V60H91ZM93 59H95L94 61H93ZM105 59V60H104ZM189 59V60H188ZM9 60H10V62H9ZM72 60V61H71ZM77 60V61H76ZM102 60H104V61H102ZM222 60H225L223 57H221V61ZM249 60H247L246 62H245V64L246 63H248V64H250L249 66H248V68L250 69L251 68V71L253 70V66L255 67V64H253L251 61H249ZM257 60V59H256ZM2 61H3V59H2ZM42 61L44 62V59H42ZM80 61V62H79ZM201 61H203L202 63H201ZM251 62L252 63V67H251V63H249V62ZM14 62V61H13ZM41 62V61H40ZM42 62V63H43ZM55 62V61H54ZM70 62H71V64H70ZM76 62V63H75ZM164 62V63H165ZM185 62V63H186ZM186 63V66L184 65V69H181V68H179V66L176 64V63H174V62H172L170 65L171 66H174V67H176V69L173 71V69L174 68H170V70H172V72L174 73H170V75L169 76H166V75H168V74H166V73H164V72H161L160 71V73H162L163 74V76H162V78H163V80H164V82H162L161 81V83L165 86H163V89L162 90H157V86L158 85H156L155 86V90H154V92H155V94H156V97H157V101H158V104H156V102H155V108H157V106H161V107H163V110L161 111L159 108H157V109H159V111H160V114H161V116H162V113L161 112H163V117L164 118H162L161 116L159 117L160 118V122L161 121H165L166 119H169L171 116H170V114H169V118H167L166 116H164L165 115V113L167 114V113H169L168 111H170L169 109H171V99H170V95H172V94H174L175 92H179V93H182L183 94V92H185V91H187L186 89V87H187V83L189 82V79H190V76H194V74H193V67L191 66V63ZM220 62V61H219ZM28 63V64H29ZM50 63H53V62H51L50 61ZM67 63H69L68 65H67ZM123 63V64H122ZM174 63V64H173ZM184 62H183V64H185ZM204 63V64H203ZM210 63V62H209ZM224 63V64H223ZM163 64V63H162ZM212 64V63H211ZM210 64V65H211ZM221 64H223V66L225 65V62H221ZM220 64V65H221ZM15 65H17V64H15ZM58 64H56L55 66H57ZM72 65V66H71ZM95 65H96V67H95ZM168 65V64H167ZM169 65V66H170ZM244 65V64H243ZM65 67V73H63V71H62V69H63V67ZM68 66V67H67ZM164 66H166L165 64H164ZM214 66V65H213ZM5 67V66H4ZM202 67V68H201ZM221 67H222V65H221ZM246 67H247V65H246ZM30 68H31V66H30ZM166 68V67H165ZM167 68H168V66H167ZM166 68V69H167ZM14 69H16V71H14ZM204 69V70H203ZM176 70H178V71H176ZM244 70H245V68H244ZM250 71V70H249ZM17 72H19V74L17 73ZM22 72V73H21ZM177 72V73H176ZM135 73V74H134ZM176 73V74H175ZM179 73V74H178ZM207 73V72H206ZM244 73H245V71H244ZM243 73V74H244ZM252 73V72H251ZM25 74V75H24ZM178 74V75H177ZM254 74L255 73H253V75L252 76H254ZM31 77H30V76ZM66 75V76H65ZM207 75V74H206ZM205 75V76H206ZM245 75L247 76V74L245 73ZM255 75H257V74H255ZM12 76H14L15 78H13ZM26 76V77H25ZM161 76V75H160ZM251 76V79H253L252 80V82H255V79L257 80V78H255L256 76H254V78ZM7 77V76H6ZM29 77V78H28ZM196 77V78H197ZM204 77V76H203ZM245 77V76H244ZM243 77V78H244ZM25 78V79H24ZM80 78L82 79V80H80ZM91 78H92V76H91ZM125 78V79H124ZM34 79V80H33ZM77 79V80H76ZM83 79H84V81H83ZM86 79V80H85ZM88 79V80H87ZM93 79V78H92ZM245 79V78H244ZM79 80V81H78ZM118 80V81H117ZM174 80L177 82L178 81V83L176 84V82H174ZM199 80V79H198ZM13 81V80H12ZM22 81V82H21ZM83 81V83H79L78 84V82H82ZM129 81H130V79H129ZM192 81H195V80H191V82ZM197 81V80H196ZM205 81H206V83H204V84H206L205 85V87H206V90L207 89H209L210 88V81L209 80H206V77H205ZM208 81V82H207ZM246 81H248V80H246ZM55 82V83H54ZM77 82V83H76ZM87 82H89V85H87L88 83ZM116 82V83H115ZM190 82V83H191ZM14 83H16V84H14ZM41 83H43V86L41 85ZM129 83H130V85H129ZM144 83V82H143ZM172 83V84H171ZM179 83H181V86L180 85H178ZM194 83V82H193ZM53 84V85H52ZM123 84V85H122ZM125 84V85H124ZM208 84H209V86H208ZM83 85V86H82ZM85 85V86H84ZM141 85V84H140ZM190 85V84H189ZM188 85V86H189ZM245 85V84H244ZM30 86V87H29ZM87 86V87H86ZM129 86V87H128ZM132 86H134V87H132ZM162 86V85H161ZM246 86V85H245ZM77 87V88H76ZM176 87H178L177 88V90H176ZM27 88H29L30 89V93L29 92H27ZM86 88V90H84ZM114 88V87H113ZM2 86L0 85V100H1V92H2ZM90 89H92V90H90ZM197 89V88H196ZM49 92H48V91ZM76 90H77V92H76ZM84 92H83V91ZM96 90L98 91V93H96ZM86 91V92H85ZM208 92H207V96L206 97H209V101H210V97H212V94L210 95L209 94V90H207ZM211 91V90H210ZM48 92V93H47ZM50 92H54L53 94L52 93H50ZM136 92V93H135ZM50 94V95H47V96H51V97H53L54 95H56V93H57V95L56 96H54L53 98H51L50 100H53L52 101V103H51V101L49 100V99H47V98H42L41 99V96L39 97V95H41V94ZM81 95H80V94ZM171 93V94H170ZM27 94H31L32 95V97H27ZM93 94V95H92ZM124 94V95H123ZM19 95V96H18ZM53 95V96H52ZM78 95V96H77ZM84 95V96H83ZM89 97H88V96ZM97 96V97H95V96ZM209 95V96H208ZM80 96H81V98L83 99V97H85L84 98V101L80 98ZM21 97V98H20ZM38 97H39V99H38ZM46 97V96H45ZM78 97V98H77ZM94 97V98H93ZM184 97V96H183ZM24 98V99H23ZM80 98V99H79ZM89 100H88V99ZM96 98V99H95ZM146 98L148 99V100H151L149 97H147L146 96ZM172 98V97H171ZM184 98H187V97H184ZM25 99H27V100H25ZM47 99V101H46V105L48 106V103H50V106L48 107L50 110L48 111V108H47V106H46V108H45V110L46 111H44V107H45V103H43V101H45ZM165 100V106H162L163 104H161V102L160 101H162V100ZM21 100H22V102H21ZM82 102H81V101ZM86 100V101H85ZM105 100H106V98H105ZM136 100V101H135ZM137 100H139V101H137ZM164 100H163V103H164ZM212 100V99H211ZM77 101V102H76ZM102 101V103L104 104V101H103V99L101 100ZM187 101V100H186ZM208 101V103H210V104H208V106H210L212 103H211V101L209 102ZM83 102H85L84 104H83ZM143 102H145L146 103V112H145V114L147 113V111H148V109H149V106H148V104H147V102L146 101H143ZM1 103H6L5 102V100L4 99H2V101H0V104ZM21 103H23V104H21ZM100 103V102H99ZM113 103V104H112ZM41 104H43L42 106H41ZM81 104V105H80ZM85 104H87V105H85ZM128 104V105H127ZM85 105V106H84ZM123 105V106H124ZM143 105V104H142ZM157 105V106H156ZM27 106V107H26ZM39 106V107H38ZM60 106H62V107H60ZM78 106V107H77ZM127 106H128V108H127ZM144 106V105H143ZM172 106H174V105H172ZM1 108H0V113H1V110H3V109H5V108H9L8 106H0ZM56 107V108H55ZM79 107H81L82 109H84V110H82V109H79ZM92 107V108H91ZM93 107H95L94 109H93ZM63 108V109H62ZM130 108V109H129ZM39 109H37V110H39ZM55 109H57V110H55ZM90 109H92V111L95 113H93L92 111H89ZM119 109V110H118ZM129 109V110H128ZM88 110V111H87ZM95 110V111H94ZM121 110V111H120ZM19 113H18V112ZM41 111H43L42 113L43 114H41ZM81 111H83V112H81ZM123 111V112H122ZM167 111V112H166ZM46 112V113H45ZM47 112H49V113H52V116L49 114V113H47ZM92 112V114H90ZM122 112V113H121ZM170 112H172V110L170 111ZM29 113V114H28ZM53 113H54V115H53ZM88 113V114H87ZM68 114V115H67ZM145 114H143L144 116H145ZM159 114V115H160ZM179 114V116H181L180 115V113H178ZM20 115V114H19ZM18 115V116H19ZM142 115V116H143ZM174 115V114H173ZM172 115V116H173ZM67 116H68V118H70V120L72 121L71 123L73 124V126H64L63 124V121L67 118ZM88 116V117H87ZM174 116H178V115H174ZM2 116H1V114H0V118H1ZM46 117V118H45ZM48 117V118H47ZM49 117H51V118H49ZM114 117V118H113ZM136 117H138V116H136ZM166 117V118H165ZM43 118V119H42ZM111 120H110V119ZM158 118V116L156 117V119ZM158 118V119H159ZM174 118H176V117H174ZM162 119H165V120H162ZM173 119V118H172ZM177 119V118H176ZM176 119H175V124L176 125H174V120L173 121H168L169 123H167V121L166 122H163V126H162V129H158L157 128V126L158 125H160V124H157V122H154V121H151V124L152 125H148L149 124V120L148 119H144L141 123H142V126L143 127H145V129L143 128V130L142 131H145L144 133H146L145 135L147 136H145L144 137V135L140 132L141 130L140 129H138V128H136V127H134L135 125H132V123H131V125L128 127V126H125V127H123V128H120L119 127V129H118V127L117 126H114V129H115V131L117 132V130L116 129H118L119 131V133H121L120 134V136H121V138H122V140H126V143H127V148H125V150H124V152H126V158H128V155H129V153L127 152V151H132L130 154L132 155V154H135L136 156H138L141 160H140V162H143L144 161V159H145V163H144V167L147 165L146 163L147 162H151V165H150V167H149V169H148V172H149V174L151 175V177H152V173L151 172H153V171H157V168H155V166H153V163L152 162H154L153 160H156V159H158V160H164V161H166V159L168 158V157H170L169 156V152H167V151H170V154H177V153H179V152H181L180 150H182L181 148H183L182 146V138H184V137H182V138H180L181 139V142L179 141L180 139L178 138V136L182 133V131H180V132H178L177 133V135H176V138H175V136H174V138H172V139H177L178 141H179V145H177L176 143H177V141H175V140H173L172 142H174L175 141V144L177 145V146H175V144L173 145V143L171 142V140L172 139H170L171 137V133L169 134V132H172V130H170L172 127L170 126V124L172 123V126L173 127H180V128H178V129H181V127L183 128V126L179 123V122H182V120H184V119H181L180 118V120L181 121H179V118H178V122L176 121ZM125 122H124V121ZM128 120H130V121H128ZM216 121V120H215ZM159 122V123H160ZM171 122V123H170ZM186 121L184 120V124L186 125L187 123H185ZM217 122V121H216ZM101 123H103V124H101ZM137 123L138 124H140V122L139 121H137ZM147 123V124H146ZM162 123V122H161ZM164 123H166L167 124V126H166V124L164 125ZM177 123L179 124V125H181V126H179V125H177ZM182 123V124H183ZM147 126H146V125ZM153 124H155V127H153ZM3 125V124H2ZM1 124H0V169H2V170H0V171H2V172H0V195L2 196V194H4L5 195V197L2 199L1 197H0V200H3V202H6V201H4V199H7L8 198V196H9V198L10 199H12V198H16L15 200H17L16 201V207H18L17 209L19 210L18 211V213H17V216L19 215V216H21V218H26L27 220L26 221H29V223H31V225H33V227L36 229V230H39V231H41V233L42 234H36V233H34V234H31L32 236H30L29 235V233H27V232H25V233H27V237H25V235H22V234H19V232L17 233V230H21L22 228H27V226H22L21 225V223H22V221H21V223H19V221L16 219L17 217H16V214H14L13 213V209H10V208H8V209H6L7 210V212H6V214H7V217H6V219H4V222L1 224L0 223V250H2V252H1V256L2 257H4V259H2L1 260V262L3 263L4 262V264H66L67 262H70L71 264H78V261L73 257L74 255L71 253L70 254V250H68V249H70V248H75L76 250L75 251H78L77 253H79V250L80 249H83L82 247H83V245H84V243H86V242H83L84 240H85V235L87 234L86 232H88V229H86L87 227H92V226H96V225H90V224H87V223H84V221L85 220H96L97 222H100V223H102V226L104 227L105 225L104 224H107V222H109L110 220H113V218L114 217H112L113 216V211H111V210H114V208H115V206L113 205L114 204V201L112 202V198L111 197H106L107 196V194H106V196H104L103 194V197L105 198H103L104 199V201L105 202H109V206H111V210L109 211V214H107V216L106 215H100L99 216V213H97L96 211H95V207L97 208V206H96V203H93V201H92V199L94 200V198H95V195H96V197H98V200H99V198H100V193H101V191H100V189L98 190V192L96 193V194H94V193H92V191H91V189L92 188H94L95 187V185H97V186H102L101 184H99V182H98V180L96 179V177H94L93 178V180H91L92 181V183H90V185H91V189H89V192H90V195H91V198H90V200H86V197H85V195L86 194H83L82 195V193H84L83 191V188L84 187H82L80 184H79V180H81L82 182H83V180H84V178L82 177L81 179H80V175H81V173H80V171L78 170H75L76 168L78 169V167L77 166H74V168H73V166L72 165H76V164H71V167L72 168H69V167H67V166H63V165H65L66 163L64 162V161H61L62 159H61V155L60 154H62V152H56V151H58L57 150V148H54V149H56V151L55 150H53V149H51V147L50 146H46V148L47 149H49V154H51L52 155V157L54 158V160L57 158V160H56V162L53 160V162H55V164L57 163V162H60V163H58L59 165H57L56 164V166H60L61 168L58 170V172H53V171H51L50 172V170H48V168H46L45 167V169H47L46 171H45V173H44V175L42 174V176L44 177H40V178H38V177H34L33 178V176H35V173H34V171H35V167L36 166H33V164L34 165H36V159H35V157H34V159H32L31 157H33L32 156V152H31V146L29 145V143H28V141L26 140V138L24 137H18V136H24L23 134H21V133H19V132H15V130L18 128L16 125L17 124H13V126H14V128H15V130H11L10 128H8V127H3ZM45 125V126H44ZM100 125H102V127L104 126V127H106L107 125H109V124H105L104 122H102V121H100ZM157 125V126H156ZM169 125V126H168ZM165 126V127H164ZM3 127V128H2ZM62 128V129H59V132H58V135H57V132H55V131H57L58 130V128ZM69 127H71V128H69ZM73 127V128H72ZM87 127V128H86ZM134 127V128H133ZM148 127V128H147ZM159 127V126H158ZM226 127V126H225ZM2 128V129H1ZM157 128V129H156ZM164 128V129H163ZM168 129V130H165V129ZM186 128V127H185ZM185 128H183L184 129V135H185V132L187 133V131H185ZM49 129H51V130H53V131H51L50 133H48V131H46V130H49ZM71 129H73V132H71L70 130ZM150 129V130H149ZM176 129V128H175ZM178 129H176V130H178ZM159 130L160 131H166L164 134H169L170 136H166V135H164V136H166L165 138H167V137H169V138H167V139H169L170 140V143L171 144H169L170 145V147L168 148V147H166V145L164 146L165 147V149L166 148H168V150L166 151V150H162V152H160V151H157L156 153H151L150 154V156H148L147 154H145V152H144V154L143 155H140V154H138V147H137V145H138V141H137V138H139L140 137V140L142 139V141H148L149 142V140L151 141L150 143L152 144V142L153 143H155L154 141H156V140H154L153 139V136H155L156 137V135L159 133ZM63 131V132H62ZM66 131V132H65ZM147 131V132H146ZM150 131V132H149ZM173 131H175L174 130V128H173ZM21 132V131H20ZM140 132V133H139ZM151 132H152V134H151ZM19 133V134H18ZM66 133V134H65ZM70 133H71V135H70ZM76 133V135H74ZM118 133V134H119ZM182 133V134H183ZM8 134V135H7ZM18 134V135H17ZM73 134V135H72ZM87 134V135H86ZM154 134V135H153ZM180 135V136H184V135ZM12 135H15V136H12ZM66 135V136H65ZM124 135H125V137H124ZM151 135H153L152 137H151ZM12 136V137H11ZM48 136V137H47ZM65 136V137H64ZM69 136V138H67ZM130 136H131V139H130ZM160 136V135H159ZM172 136H173V132H172ZM227 136V135H226ZM16 139H15V138ZM77 137V139H75V138ZM186 137V136H185ZM4 138V139H3ZM14 138V139H13ZM47 138V139H46ZM52 138V139H51ZM150 138V139H149ZM154 140H152V139ZM22 139H24V140H26V141H23ZM98 139H100L99 140V142L97 143V141H98ZM135 139V140H134ZM225 139V138H224ZM35 140H36V138H35ZM102 140V141H101ZM106 140V141H105ZM112 140V139H111ZM111 140H110V142H111ZM131 140V141H130ZM16 141H18L19 143H17L16 144ZM68 141V142H67ZM136 141V143H135V145H134V142ZM225 141H226V139H225ZM35 142V141H34ZM21 143V146L23 147L22 149L23 150H21L20 148V146H18L19 144ZM26 143V144H25ZM103 143H106V144H103ZM228 143V141H226V144ZM29 146H28V145ZM47 144V143H46ZM55 144V143H54ZM110 144H112V143H110ZM131 144V145H130ZM151 144H149V143H147L146 144V148L147 149H150V148H153V144H152V146H150ZM156 144V143H155ZM164 144H165V142H164ZM182 146H181V145ZM27 146V147H26ZM54 146V145H53ZM102 146H100L101 147V149L103 150V148H102ZM108 146V145H107ZM130 146H132L134 149L133 150H135V151H133L132 150V147H130ZM136 146V147H135ZM174 146V149L175 148H179L180 150L178 151V149H176L175 151H174V149L172 148ZM181 146V147H180ZM70 147V148H69ZM111 147V146H110ZM148 147H150V148H148ZM163 147V146H162ZM91 148V149H90ZM137 148V149H136ZM11 149V150H10ZM162 149H164V148H162ZM237 148H235L234 150H233V153H234V151L236 150ZM8 150V151H7ZM18 150V151H17ZM19 150H21L22 152H24V154L26 153V152H29V153H26V154H29V156L28 157H25V158H27V160H28V158L31 160L30 161V165H31V167H29V169L31 170V171H33V173L31 172H28V175H30V174H33V175H30V177L27 175V173H25L26 172V170H25V168H26V164L27 165H29L28 164V162H29V160L27 161V163L25 162V161H23V159H21L20 158V155L22 154ZM25 150V151H24ZM51 150H53L54 152H52ZM97 150V151H96ZM151 150V149H150ZM173 150V151H172ZM11 151V152H10ZM104 151V150H103ZM147 151H149V150H147ZM178 151V152H177ZM237 152H238V150H236ZM17 153V155H14V154H16ZM21 153V154H19V153ZM95 152V153H94ZM111 152H113V151H111ZM110 152V153H111ZM46 153V152H45ZM45 153L44 152H37V154H38V156L39 157H41L42 158V156L43 155H45ZM55 153H57V154H55ZM110 153H108L107 152V154L109 155ZM117 153V152H116ZM115 152H113L112 153V155L113 154H115V156L117 155H119L118 153L116 154ZM41 154V155H40ZM47 155V156H51V155ZM154 154V155H153ZM238 154V153H237ZM247 155H245V156H247V157H245L246 158V162H247V158L249 157V159H250V157L251 156H249L251 153H246ZM11 155V156H10ZM56 157H55V156ZM57 155H58V157H57ZM80 154H78L77 155V157H78V159H77V157H76V159H77V161H78V163H79V165H80V167H84V169H85V164L84 163H82V161H80V156H79ZM111 155V154H110ZM234 155H236V154H234ZM259 155V154H258ZM257 155V156H258ZM2 156V157H1ZM24 156V155H23ZM23 156H21V157H23ZM76 156V155H75ZM239 156H240V151H239ZM253 156H254V153H253ZM11 157V158H10ZM15 157H18V158H15ZM45 157V156H44ZM91 157V158H92ZM97 157L99 158V160H101L102 162L101 163H104V161L105 160H103V156H101V155H99V154H97ZM142 157H143V159H142ZM49 158H51V157H49ZM58 158H60V160H58ZM72 158V157H71ZM98 158H95L94 160H98ZM114 158V157H113ZM147 158V159H146ZM47 158L45 157V160H46ZM22 160V162L21 163H24L25 162V164L23 165V166H25V167H23V171H25V172H23V171H21L23 174H21V172L20 173H18V170H16L17 168L18 169H20V167H19V165H22V164H20V161ZM32 161H35L34 163H32ZM39 163H41V164H43V161L42 160H37ZM140 162H139V164H140ZM64 163V164H63ZM96 163V162H95ZM83 164H84V166H83ZM89 164H91V163H89ZM109 164V163H108ZM246 164H249L250 165V163H246ZM5 165V166H4ZM29 165V166H30ZM44 165V164H43ZM248 165V167H249V169L252 171V169H254L255 167L253 166V168H252V165H250L249 166ZM33 166V167H32ZM47 166V165H46ZM102 166H103V164H102ZM107 166H109V168L107 169V167H105L104 166V169L106 170V174L108 175V173H111V172H114V173H116V171H117V168H113V167H110V165H107ZM174 166H176V165H174ZM173 166V167H174ZM21 167V168H22ZM67 167V168H66ZM76 167V168H75ZM92 167L94 168L95 166L94 165H92ZM38 168V167H37ZM103 168V167H102ZM235 168V167H234ZM252 168V169H251ZM62 169V170H61ZM67 169H68V171H67ZM174 169V168H173ZM176 170H174L173 172H176L178 169L177 168H175ZM238 169V168H237ZM243 169V168H242ZM241 169V170H242ZM248 169V170H249ZM235 170V169H234ZM233 170V171H234ZM249 170V171H250ZM263 170H264V168H263ZM3 171H4V173H3ZM49 171V172H48ZM96 171V170H95ZM99 170L97 169V171L96 172H98ZM109 171V172H108ZM146 171V170H145ZM77 172V173H76ZM78 172H79V174H78ZM100 172V171H99ZM98 172V173H99ZM232 172V171H231ZM235 172V171H234ZM234 172H232V174H235ZM239 172V171H238ZM238 172H236V173H238ZM49 173V174H48ZM52 173H54V174H52ZM56 173H57V175H56ZM63 173V174H62ZM241 173V172H240ZM24 174H26V175H24ZM46 174V175H45ZM59 174H61V176L59 175ZM77 174V175H76ZM92 174H93V172H92ZM101 176H103L104 177V175L102 174V173H99ZM162 174L164 175L165 174V171L163 170L162 171ZM22 175H24L25 177H21ZM65 175V176H64ZM67 175V176H66ZM110 175H112V173L110 174ZM223 176V174H219V175H216L215 174V176H214V179L215 178H217V179H219L220 178V180L219 181H222V183L221 182H219V184H217V183H215L216 181H218L217 179H215V182H214V180H213V186H211V185H209V188H210V191L211 192H213V196H212V194H211V197H213V201L214 202H217V203H214V206L217 208H215L214 206L212 207V210H211V212L212 213H214V214H219L220 212H223L224 211V209H223V207H222V205H225V204H227L229 201H234V200H237L238 201V198H239V195H241L243 198H245L246 197V191H245V189H243L244 187H245V185H241V187H242V189H239V188H241V187H238L237 186V188L236 189H234V188H231L232 186V183H230L229 185H227L226 183L224 184L223 182H225V180L223 181V180H221V178H222V176ZM40 176V175H39ZM51 176H53V177H51ZM78 176V177H77ZM106 176V175H105ZM217 176H220L219 178L217 177ZM13 177V178H12ZM18 177V178H17ZM56 179H55V178ZM150 177V185L152 184V183H154L153 185H151L152 187L153 186H155L154 188H152V190L151 191H149V188L147 189L148 190V193H150L151 195L152 194H154L155 192V194H157V198H156V195L154 194V196L153 197H155V201L159 198V200H157L156 202L155 201H153L154 200V198L149 194H147L149 197L151 196L153 199H150L149 198V200H148V197H147V195H146V200H148V201H143V205L145 204V207H147L146 206V204L148 205V208H149V211H152L153 209L152 208H154V210H160L161 212H160V216L162 215H164L163 216V218H165V219H163L165 222H162V221H158V222H156V223H154L153 222V220L151 219V220H149L148 222H147V220L145 219V223H147V224H152L151 223V221L153 222V224L155 225L154 227L156 228H158V234H160L159 236L160 237H157V228H156V230H155V228H154V232L153 233H156V234H152V233H149L147 230H146V228L147 229H150L151 230V228H153V227H151V228H149L150 227V225L148 226V227H145V223H144V220L143 219H141V218H143L142 216L139 218V220L136 218V216H129V215H127V214H122L121 212H120V214H119V216H120V218H119V220H117V218L115 219V225L117 226V227H119L118 229H119V231H121V227H122V225L124 224V223H126L131 217L133 218H131V220H129L127 223L129 224L128 226L130 227V225H131V227H133V225L134 226H141L142 228H143V230L141 229V227H140V229H139V227H136L135 229H133V228H130L131 229V231H133V232H136L137 231V233H138V235H139V238H141L142 240L144 239V240H148V239H150L151 241L149 242V240L147 241L148 242V244L149 245H154V244H156V245H154L155 247H157L158 249H160V248H162L161 249V253H158V258L156 257L155 258V262H153V264H157V263H161V264H164V262H166V264L168 263H171V264H177V263H180L179 261V259L177 260V252H176V250L178 251V252H181V253H184V250L182 249V247H185V248H187V247H189V248H191V249H196V250H199V249H201L200 251H206L207 249H208V244H206L207 243V241H208V239L207 238H211L210 240H213V241H210V243L212 242V244H211V247H213V245H215L214 247H216V248H214V250L212 249L211 251H209L208 253H206V255H204V256H199L198 258L196 257H192V258H190V260L192 261H190V264H199V263H203V264H214V263H217L218 262V264L220 263V262H222L221 260H223L224 262L222 263V264H243L242 262H240V257L238 256V253L237 252H235L234 250H232V248H231V246H230V250H228V248H229V246L227 247L226 245H228V244H225V242L224 241H220V237H219V240L218 241H216V236H213L212 235V232H210L209 231V227H208V223H207V213H208V208L206 207L207 205V202L206 201H202V199H204L203 197L204 196H206V194H204V192L203 191H201L202 192V194H200V193H198V191L197 190H195V188H194V186L193 185H190L189 184V182L188 181H186L187 180V175L186 174H183V177H184V181L182 182H180V184L179 183H176V185H175V183H173L174 185H170V187H169V189L168 190H171V189H173V188H175L174 190L175 191H177V193L175 192V195L177 196H175V197H172L171 196V198H169L168 196H163L162 194L160 195V190L158 191V189H160V187L163 189V183H162V181L161 180H163V182L166 184V183H168L169 184V182L168 181H165L164 179H161V180H159L158 179V181H155L156 182V185H155V182H153V179ZM242 177H243V174H242ZM45 178H47V179H45ZM105 178V177H104ZM224 178V177H223ZM222 178V179H223ZM246 178L247 179H249V180H251V178H250V175L249 176H246ZM53 179L55 180V182H53ZM96 181H95V180ZM29 180V181H28ZM37 180H41V181H45V183H48L47 184V187H46V189L44 190V189H42V190H40V187H39V182H37ZM86 180V179H85ZM27 181H28V183H27ZM159 181H161L160 183H159ZM2 182H4L3 183V185H2ZM107 182V181H106ZM152 182V183H151ZM116 184H117V182H115ZM120 183V182H119ZM188 183V184H187ZM220 183H221V185H220ZM24 184V185H23ZM26 184H27V186H26ZM51 184H55L56 186L57 185H59V188L60 189H55V188H49L48 186H50ZM108 184V183H107ZM121 184V183H120ZM182 184H184L183 186H182ZM194 184H196L195 186L196 187H200L199 186V184L197 183V182H195L194 181ZM29 186H31V187H29ZM53 186V185H52ZM111 186V185H110ZM193 189L194 188V191H195V195L193 196V195H191L192 194V192L190 191L191 189H189L190 187ZM227 186V187H226ZM240 186V185H239ZM112 188H113V186H111ZM158 187V188H157ZM25 188H27L26 190H25ZM102 188H104L103 186H102ZM35 189V190H34ZM115 191H116V193H119V189L118 188H113ZM151 189V188H150ZM188 189H189V191H188ZM200 190H201V188H199ZM215 191H214V190ZM221 189V190H220ZM234 190V191H232V190ZM22 190H23V192H24V190H25V193H27V194H24L23 192H22ZM47 190V191H46ZM93 190V189H92ZM179 190V191H178ZM4 191H6V192H4ZM12 191V192H11ZM29 191V192H28ZM33 191H34V193H33ZM40 191H42V193L44 192V191H46L45 192V195L47 194L48 196H45V198L47 199V201H48V204L49 205H51L52 204V201H53V196L55 195V194H59V195H61V196H59L58 197V199L56 200L58 203L60 202V204H58V206H61L62 208H60V209H63V210H65V219H64V217L62 218V217H56L55 215H56V212L57 211H55L54 209H51V207H49L48 206V209L47 210H49V211H45V209H44V202L45 203H47V201H45V200H43L42 198H40L41 196H40ZM55 191H58L57 193H54ZM131 191H132V189H131ZM153 191V192H152ZM208 191V190H207ZM217 191V192H216ZM2 192V193H1ZM171 192V191H170ZM226 192V193H225ZM245 192V193H244ZM14 193L16 194V195H14ZM41 193V194H42ZM182 194H184V195H182ZM188 194L189 195H191V197H188ZM256 194V193H255ZM7 195V196H6ZM225 195V196H224ZM19 197V202H18V197ZM32 196V197H31ZM216 196V197H215ZM235 196V197H234ZM28 199H27V198ZM51 198V203L49 202L50 201V199L49 198ZM94 197V198H93ZM168 197V198H167ZM186 197V198H185ZM215 197V198H214ZM218 197H220L221 199H218ZM225 197V200L224 199H222V198H224ZM237 197V198H236ZM32 198V199H31ZM64 199V203L62 202V201H60V200H62V199ZM162 198V199H161ZM185 198V199H184ZM226 198H227V201H226ZM78 199V200H77ZM102 199V198H101ZM167 199H169V200H167ZM172 199V200H171ZM26 200L28 201H30V202H32L33 200H34V202H32V203H36L38 206H39V208L41 207V213H39V214H41V215H43V212L45 211L47 214H48V216H49V218H50V220L49 219H46L45 221H41V219L39 218V216H37L38 215V212H37V209H36V207L35 206H33L32 205V207H31V205H29V208L27 207V205L25 204V202H26ZM125 200H127V198H126V196H125ZM162 200V201H161ZM165 200V201H164ZM240 200V199H239ZM7 201H8V199H7ZM175 201V202H174ZM202 201V202H201ZM225 201H226V203H225ZM54 202V201H53ZM56 202V203H57ZM102 202V201H101ZM145 202H147V203H145ZM150 202V203H149ZM161 202H163V203H161ZM193 202H195V203H193ZM200 204H199V203ZM239 202V201H238ZM1 203V202H0ZM74 203V204H73ZM127 203V202H126ZM152 203V204H151ZM155 203H156V205H155ZM158 203H160V204H158ZM170 207H166L165 205L166 204ZM205 203V204H204ZM246 203V202H245ZM97 204H102V203H97ZM131 204H133L132 203V201H131ZM150 204V205H149ZM158 204V205H157ZM219 204V205H218ZM244 204V203H243ZM247 204V203H246ZM246 204H244V206H243V208H245V206H246ZM152 205V206H151ZM159 205H160V207H159ZM163 205V206H162ZM198 205V206H197ZM206 205V206H205ZM157 206V207H156ZM165 206V207H164ZM198 208H197V207ZM199 206H205V207H203V208H201V207H199ZM164 207V208H163ZM46 208V207H45ZM58 208V207H57ZM163 208V209H162ZM200 208V209H199ZM198 209H199V211H198ZM44 210V211H43ZM51 210V211H50ZM162 210H163V212L164 213H162ZM28 211V212H27ZM55 211V212H54ZM68 212V213H67ZM107 212H108V210H107ZM230 212H233V210H230L229 211V214H231ZM228 213V212H227ZM29 214V215H28ZM69 214V215H68ZM54 215V216H53ZM62 215H64V214H62ZM121 215H125V216H121ZM171 215V216H170ZM201 215V216H200ZM18 216V217H19ZM70 218H69V217ZM101 216H103V217H101ZM127 216V217H126ZM162 216H161V218H162ZM175 216V217H174ZM206 217V218H205ZM20 218V217H19ZM20 218V219H21ZM29 218V219H28ZM104 218V219H103ZM9 219H10V221H9ZM58 219H59V221H58ZM21 220H23V219H21ZM63 220V221H62ZM65 220V221H64ZM105 220V221H104ZM117 220V221H116ZM142 220V221H141ZM23 221H25V220H23ZM58 221V222H57ZM137 223H136V222ZM218 221V220H217ZM44 222V223H43ZM50 222V223H49ZM86 222V221H85ZM140 224H139V223ZM142 222L144 223V224H142ZM53 223V224H52ZM131 223H134L133 225L131 224ZM147 224H146V226H147ZM220 225L218 226V224H217V226H218V228H220L221 229V233H220V236H222L223 237V235L224 236H228V238H230L231 237V235L233 234L232 232H229L228 231V229H225L226 227L222 224V223H219ZM157 225V226H156ZM37 228H36V227ZM54 226V227H53ZM159 226H160V228H159ZM194 226L195 227H197L198 229H200V230H194L193 228H194ZM19 227V228H18ZM21 227V228H20ZM57 227H59L58 229H56ZM190 227L192 228V232H189V233H187V231L189 230L190 231ZM145 229V230H144ZM188 229V230H187ZM233 230H235L236 228H232ZM23 230H25V231H28L29 229H23ZM129 230V229H128ZM187 230V231H186ZM208 230V231H207ZM223 230V231H222ZM233 230H231V231H233ZM56 231V232H55ZM142 231H144L145 233H143ZM156 231V232H155ZM226 231V232H225ZM247 231H249V230H247ZM62 232H63V234H62ZM141 232V233H140ZM197 232L198 233H200V234H197ZM207 232V233H206ZM218 232V231H217ZM216 232V233H217ZM233 232H235V231H233ZM57 233V234H56ZM142 233H143V235H144V237H145V235H147L146 237V239L145 238H143V237H141L142 236ZM162 233H163V235H162ZM204 233H206L205 234V236H207L206 238H205V236H204ZM12 234H14V235H12ZM45 234V235H44ZM141 234V235H140ZM164 234L166 235V237L167 238H165V236H164ZM156 235V236H155ZM183 235V236H182ZM23 236V237H22ZM29 236V237H28ZM107 237V235H105L104 233H103V236L102 235H98V237L99 238H104V239H102V240H100V242L102 243V241H104V240H106V237ZM120 237L119 238H121V236L122 235H119ZM123 236H126V234L125 235H123ZM209 236V237H208ZM226 236V237H227ZM20 237L22 238V239H20ZM31 237V238H30ZM129 237V236H128ZM127 236L125 237V239L127 238L128 240H130V245H131V240L132 239H130V238H128ZM149 237V238H148ZM29 238V239H28ZM33 238H35V239H33ZM39 238V239H38ZM122 238H124V237H122ZM203 238H205L204 240H205V242L203 241ZM218 238V237H217ZM225 238V237H224ZM27 239V240H26ZM51 239V240H50ZM39 240V241H38ZM46 240V241H45ZM59 240V241H58ZM122 239H120L119 240V243L120 242H126L125 244H123V246L122 247H124L126 244H127V241L126 240H122ZM225 240V239H224ZM58 241V242H57ZM38 242V243H37ZM41 242H42V244H41ZM54 242V243H53ZM62 244H61V243ZM67 242V243H66ZM69 242V243H68ZM71 242H73V243H71ZM158 242V243H157ZM12 243H14V244H12ZM18 243V244H17ZM44 243V244H43ZM50 243V244H49ZM133 243V242H132ZM151 243H153V244H151ZM21 244V245H20ZM121 244V243H120ZM205 244L207 245V246H205ZM221 244H223L222 246H221ZM11 245H12V248H13V246H14V251H12V249H11ZM15 245H16V247H15ZM35 245V246H34ZM51 245H53V246H51ZM82 247H81V246ZM10 246V247H9ZM55 246V247H54ZM66 246V248H64V250L67 252V251H70L69 252V254H67L66 253V256L64 257H59V256H61V255H59V254H56V253H59L60 251H63V250H60L61 248H63V247H65ZM79 246V247H78ZM223 246H225V248H226V250L224 251L223 249H222V247ZM33 247V248H32ZM34 247L36 248V249H38L39 250V252H38V250L36 251V249H34ZM45 247V248H44ZM61 247V248H60ZM68 247V248H67ZM81 247V248H80ZM119 247H121V246H119ZM52 250V252H54V253H52V252H50V249ZM53 248H56L55 250H53ZM77 248H79V249H77ZM101 248H103L104 250L106 249L105 247H103V245H102V247ZM134 248H136V247H134ZM170 248V249H169ZM188 248V249H189ZM25 249V250H24ZM58 249H59V252H58ZM165 249V250H164ZM169 251H167V250ZM172 249V250H171ZM33 252H32V251ZM74 250V249H73ZM103 250V251H104ZM42 251H44V253L42 252ZM106 251H107V249H106ZM166 251V252H165ZM191 251V250H190ZM212 251H214L212 254H210ZM23 252V253H22ZM46 252V253H45ZM165 254H164V253ZM168 252V253H167ZM241 252V251H240ZM40 253V254H39ZM61 253V252H60ZM107 253V252H106ZM163 253V254H162ZM172 255L171 257L172 258H169V257H167L168 255ZM176 254V256H175V254ZM193 253V252H192ZM197 253V252H196ZM225 253L226 254H228L227 256H228V258L226 259L225 258ZM222 254V255H221ZM11 255V256H10ZM22 255V256H21ZM63 255H64V253H63ZM71 255V256H70ZM120 255V256H119ZM123 255V256H122ZM161 255H163V256H161ZM164 255H166V256H164ZM263 254H261V256H262ZM119 256V257H118ZM125 255H124V253H118L117 254V257L118 258H123ZM173 256H174V259H173ZM215 256V258L217 259H215V260H213L212 259V257H214ZM12 259H11V258ZM165 257V258H164ZM167 257V258H166ZM207 259H206V258ZM251 257V256H250ZM263 258H264V256H262ZM7 258V259H6ZM9 258H10V260H9ZM180 258V257H179ZM167 259H168V261H167ZM169 259H173V261H170ZM205 259V260H204ZM250 259H253L252 257L250 258ZM161 262H160V261ZM166 260V261H165ZM176 260H177V263H174V262H176ZM219 260V261H218ZM263 260V259H262ZM18 261V262H17ZM23 261V262H22ZM210 261H214L213 263L211 262L210 263ZM217 261V262H216ZM232 261V262H231ZM77 262V263H76ZM173 262V263H172ZM229 262V263H228ZM253 262V264H256V263H260V264H262V262L263 261H261V262H259V261H252ZM1 263V264H2ZM249 263H251V261L249 262ZM91 264H95L94 262H92ZM221 264V263H220Z\"/></svg>",
  "mask_w": 264,
  "mask_h": 264
},
{
  "label": "water",
  "instance_id": "95a60500",
  "mask_svg": "<svg viewBox=\"0 0 264 264\" xmlns=\"http://www.w3.org/2000/svg\"><path fill=\"white\" fill-rule=\"evenodd\" d=\"M179 3H181V1H177V4H179ZM134 106H136V105H134Z\"/></svg>",
  "mask_w": 264,
  "mask_h": 264
}]
</instances>
